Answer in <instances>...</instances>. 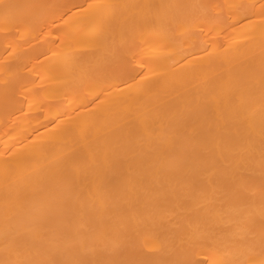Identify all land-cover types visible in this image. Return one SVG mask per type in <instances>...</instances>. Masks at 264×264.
<instances>
[{
    "label": "bare ground",
    "instance_id": "bare-ground-1",
    "mask_svg": "<svg viewBox=\"0 0 264 264\" xmlns=\"http://www.w3.org/2000/svg\"><path fill=\"white\" fill-rule=\"evenodd\" d=\"M0 264H264V0H0Z\"/></svg>",
    "mask_w": 264,
    "mask_h": 264
}]
</instances>
